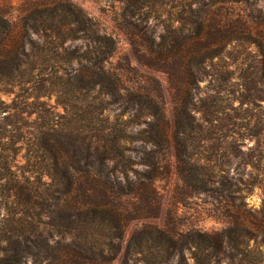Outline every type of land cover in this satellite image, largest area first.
<instances>
[{"label":"trees","instance_id":"16d2710c","mask_svg":"<svg viewBox=\"0 0 264 264\" xmlns=\"http://www.w3.org/2000/svg\"><path fill=\"white\" fill-rule=\"evenodd\" d=\"M185 6L175 20L183 27L143 35L141 53L171 85L178 173L206 192L212 182L185 145L210 139L202 124L235 111L232 101L261 107L264 23L213 3L196 14L187 4L189 19ZM19 13L15 26L0 9V264H110L124 226L114 201L151 188L160 174L169 141L161 84L128 64L113 67L114 38L67 0L29 1ZM52 95L63 114L40 100ZM263 245L264 227L244 222L216 233L144 226L121 264H264Z\"/></svg>","mask_w":264,"mask_h":264},{"label":"rangeland","instance_id":"374dc122","mask_svg":"<svg viewBox=\"0 0 264 264\" xmlns=\"http://www.w3.org/2000/svg\"><path fill=\"white\" fill-rule=\"evenodd\" d=\"M29 1L51 0H0V9L10 11L9 19L16 26L20 9ZM67 1L95 19L101 30L114 38L117 50L110 60L113 67L128 64L130 69L136 71V75L147 80L154 79L161 84L163 113L168 123L169 141L162 155L158 178L151 188H141L136 195L119 197L114 201L123 212L124 226L119 241L120 252L110 264H121L128 239L144 226L158 227L171 233H184L193 229L216 233L233 221L244 222L251 228L264 227V101L260 108H238L237 101H232L230 104L235 111L226 110L227 113H223L217 122L202 124L204 131L209 129L207 136L210 139L203 143H186L185 148L201 167L198 171H202V177L212 182L206 192H196L185 185L178 173L172 139L175 103L171 85L163 74L148 67V60L141 53L148 49V43L142 40L143 35L154 39L166 27H183L179 21H175L179 20L182 5H186L184 16L189 19L191 14L201 10V4L213 3L232 12L234 18L257 26L264 23V0ZM139 2H143L145 8H140ZM187 4H190L191 14L188 13ZM240 84L232 82L236 96L242 90ZM206 86V81L201 82V91ZM201 96L204 98L203 94ZM1 98L5 100L4 96ZM40 100L46 102L54 113L63 114V108L55 103L53 95ZM78 103L75 106L78 107ZM195 115L197 119L202 116L201 113ZM232 132H239L241 137L231 140ZM23 162L20 157L17 158V165ZM4 245L0 237V247ZM261 249L264 252V245ZM188 264H191L190 261Z\"/></svg>","mask_w":264,"mask_h":264}]
</instances>
